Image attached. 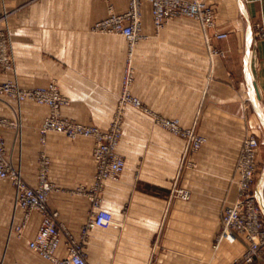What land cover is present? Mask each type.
Returning a JSON list of instances; mask_svg holds the SVG:
<instances>
[{"label":"crops","instance_id":"0c3cea01","mask_svg":"<svg viewBox=\"0 0 264 264\" xmlns=\"http://www.w3.org/2000/svg\"><path fill=\"white\" fill-rule=\"evenodd\" d=\"M204 1L215 11V28L181 17L158 33L144 4L142 38L131 50L125 38L95 30L111 6L116 14L127 13V0H0V31L10 32L16 64L15 72L0 73V82L13 80L24 89L56 82L70 101L63 116L83 125L106 130L117 115L123 117L118 152L125 170L119 181L105 183L102 195V209L114 222L89 233L87 264H234L245 253L242 240L214 245L223 211L238 198L235 169L248 134L261 142L256 197L264 174V127L252 104L254 97L264 118V43L253 31L264 25V0ZM217 32L228 39L217 40ZM129 61L131 91L143 108L119 110ZM18 112L21 135L2 131L7 156L34 187L39 159L47 155L56 188L49 206L79 239L93 212L79 189L93 184L95 143L50 133L43 144L40 127L48 107L0 98L1 118L12 120ZM156 117L180 120L206 138L205 145L192 153L189 143L157 125ZM177 191L188 192L189 200ZM14 196L13 186L0 181V264H54L29 247L41 225L39 213L32 214L21 237L11 233L24 221ZM258 199L264 203V182ZM57 255L66 257L64 245ZM253 264H264V258Z\"/></svg>","mask_w":264,"mask_h":264},{"label":"built area","instance_id":"2783aa9c","mask_svg":"<svg viewBox=\"0 0 264 264\" xmlns=\"http://www.w3.org/2000/svg\"><path fill=\"white\" fill-rule=\"evenodd\" d=\"M129 10L125 14H116L111 6L107 19L99 22L95 30L102 34L118 35L126 39L131 50L142 38V9L147 4L151 8L153 24L157 33L172 21L186 17L200 22L204 28L216 27L215 11L204 0H127ZM5 19V17H4ZM254 36L264 43V25L256 24L253 27ZM227 33H216L217 40H226ZM214 55L225 56L224 51H214ZM15 56L12 39L9 31H0V73L15 72ZM134 70L131 61L127 63L122 80V93L119 110L127 106L142 109L141 101L132 94ZM0 98H6L22 105L32 102L48 107L49 113L40 127L41 141L46 143L50 133L60 135L70 141L92 139L95 143L93 159L95 175L89 189L81 187L79 193L88 197L93 212L89 220L81 228L80 238L63 228L59 223V213L49 206V198L56 190L49 179L50 161L46 154L39 159L37 185L31 186L24 179L21 168L16 167L7 156L6 142L2 136L3 130H12L21 135L23 122L21 113L15 114L14 119L0 117V181L9 182L14 190V207L22 211L24 221L20 226L12 229L21 237L33 213L42 217L40 228L29 247L45 260L54 264H87L85 243L89 233L95 229H108L113 225V216L102 209V195L105 183L117 182L125 170V160L119 154L118 148L122 139L123 117L117 115L108 129L87 126L63 116L62 111L70 105L56 82L47 87L24 89L16 81L0 82ZM157 125L171 134L186 140L192 153L198 152L206 143V138L195 133L192 129L184 128L178 119L156 117ZM261 142L255 134H248L242 144L237 160L235 172L238 176V198L227 207L221 218V229L216 237L214 247L217 249L223 243H236L242 240L245 244V253L234 264H253L258 258H264V215L255 196V184L261 167L258 163V150ZM176 196L189 200L190 194L177 191ZM64 245L67 255L58 257L60 247Z\"/></svg>","mask_w":264,"mask_h":264},{"label":"water","instance_id":"95a60500","mask_svg":"<svg viewBox=\"0 0 264 264\" xmlns=\"http://www.w3.org/2000/svg\"><path fill=\"white\" fill-rule=\"evenodd\" d=\"M248 82H249V87H250V90L252 91V89L254 90H256V92H257V97H258V99H259V101L261 100V96H260V94H259V91H258V89H257V86H256V84L255 83H253V81H252V79H251V75H250V73H248ZM252 93H253V91H252ZM253 95V94H252ZM252 104H253V108H254V110H255V112L258 114V116L260 117V120H261V123H262V125H263V127H264V118L262 117V114H261V110H260V108L258 107V104H257V102L254 100V97H253V102H252ZM263 182H264V174H263V176H262V178L260 179V181H259V184H258V190L260 189V187L263 185ZM258 190H257V198H258ZM258 202H259V204H260V206H261V208H262V212H263V215H264V203L262 202V201H260V199L258 200Z\"/></svg>","mask_w":264,"mask_h":264},{"label":"rangeland","instance_id":"374dc122","mask_svg":"<svg viewBox=\"0 0 264 264\" xmlns=\"http://www.w3.org/2000/svg\"><path fill=\"white\" fill-rule=\"evenodd\" d=\"M258 41H260L259 39H257ZM260 42H262V41H260ZM259 200V199H258ZM260 201H262L261 199H260ZM263 202V201H262Z\"/></svg>","mask_w":264,"mask_h":264},{"label":"bare ground","instance_id":"6f19581e","mask_svg":"<svg viewBox=\"0 0 264 264\" xmlns=\"http://www.w3.org/2000/svg\"><path fill=\"white\" fill-rule=\"evenodd\" d=\"M252 91H253V89H252ZM254 92V91H253ZM255 101H256V98H255Z\"/></svg>","mask_w":264,"mask_h":264}]
</instances>
